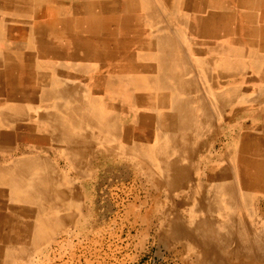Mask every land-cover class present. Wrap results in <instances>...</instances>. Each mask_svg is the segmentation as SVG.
Segmentation results:
<instances>
[{
    "label": "crops",
    "instance_id": "crops-1",
    "mask_svg": "<svg viewBox=\"0 0 264 264\" xmlns=\"http://www.w3.org/2000/svg\"><path fill=\"white\" fill-rule=\"evenodd\" d=\"M9 1L0 0V264L36 207L52 205L59 221L90 206L96 175L145 172L128 166L142 150L158 172L160 123L170 134L192 117L197 134L209 124L196 140L203 152L227 124L229 163L236 125L264 152V0Z\"/></svg>",
    "mask_w": 264,
    "mask_h": 264
},
{
    "label": "bare ground",
    "instance_id": "bare-ground-1",
    "mask_svg": "<svg viewBox=\"0 0 264 264\" xmlns=\"http://www.w3.org/2000/svg\"><path fill=\"white\" fill-rule=\"evenodd\" d=\"M9 2H11V1H9ZM15 3H17V2H15ZM29 5H31V4L29 3ZM14 13H16V12L14 11ZM243 92H245V91H243ZM237 93H240V92H237ZM177 94H178V92H177ZM179 95L182 96L180 94V92H179ZM237 95H239V97H240V94H237ZM184 96H188V95L184 94ZM261 96H260V98H261ZM217 97H219V96H217ZM256 98L257 97H255V100L258 99V98L257 99ZM184 99L186 100L187 98H184ZM236 99H238V98L236 97ZM262 99H263V97H262ZM219 101H221V100H219ZM230 101L232 102V100H230ZM258 101H260V100H258ZM211 102H212V100H211ZM171 103H173L172 98H171ZM217 103H219V102H217ZM237 103H240V100ZM174 106L176 107L177 105H174ZM188 106H189V108L186 109V107H188ZM218 106H219V104H218ZM182 107L183 108L185 107V112L187 110L189 111V109H190L189 102H188L187 106L183 105ZM182 107H181V109L183 110ZM222 107L220 108L221 110H222ZM225 107H223V108L225 109ZM168 110L162 111L164 113L163 117H164V115H165V117H169V111ZM227 111H229V110H227ZM185 112L183 110L181 114H184V115L187 114ZM200 113L201 112H199V114ZM203 113L204 112H202V114ZM214 114H216V113H214ZM188 115H190V114H188ZM224 115H225V113H224ZM209 117L211 118L210 115H209ZM186 118H187V115H185V119ZM192 118L195 119L194 117H192ZM188 119H190V116ZM193 119H192V121H193ZM211 119L209 121H212L214 118L212 120ZM178 120H179V118H178ZM192 121H190V120H188V122L186 121L187 124L181 123V124L173 125V127H172L173 134H172V131L170 134V132H169L170 127L169 126H163L162 127L161 123H160L161 132H160L159 127H158L159 132H157V133H159V135H158L157 139L159 138V140L157 141L155 139L156 140L155 144L157 145V147L153 151V153H154L155 157H160V158H162V160L165 159L166 164H161V165L159 164L158 172L151 173L152 168H150V170H149V167L145 163L146 160L153 158L150 151H145V150L140 151V153L143 157L142 161H140L138 163L128 162L129 163L128 166H132L138 171H143L145 169V172L138 173V174H142L145 176V179L143 181H145L147 179L146 182L152 183L153 184L152 187H154V185L156 188L161 186V188L164 189V192L166 190L168 196L173 194V192H175V191H182L183 193H185L183 195L181 193V195H182L181 198L176 196V197H178L177 199H179V202L176 204V207L178 209L176 210L177 214L174 216V218L165 217V213L168 216L174 214V213H172L171 210H165V212L163 213V218L161 219L160 232H159V233H163V235L161 237L164 240H167L168 243H172L171 240H174V239L176 240L174 243H177L180 246L181 252H182V253H180V254H182L181 264H264V152L262 153L261 149L258 146L260 143L259 140L255 139L254 141L253 140L251 141V139H249L250 138L249 135H251V134L249 133V135H248V133H246L245 128L243 126L236 125V126H238L239 136L236 138L237 140H235L233 138L235 140L234 144L236 146V151H235L236 154H235L234 160L232 161V159H231L233 157L232 156L230 158L232 163H229L230 162L229 160L228 161H222V162L218 160L219 162L216 161L215 163H212L211 164L212 167L210 166L211 169H209V173H210L209 183H207L208 181L202 182V180H200V178L198 176H199V174L203 173V171L201 170L202 169L201 165H203L204 156H202V155H204V153L201 154L202 150L200 149V143L197 142L200 140L199 137H201L202 133L201 134L195 133V127H194L195 125H193V127H192V124H190ZM195 121H196V119H195ZM202 121L200 120L201 123H202ZM226 122H227V120H226ZM195 123H193V124H195ZM211 125H212V123H210V126ZM207 126H206V124H204V134H202V135H204L205 139L207 136H209V132L211 131L210 128H208V131L209 130L210 131L209 132L207 131ZM226 126H227V124H226ZM59 127H60V124H59ZM261 127H262V125H261ZM65 129H63L62 131H64ZM213 129H214V126H213ZM225 131H226V129H225ZM255 131H257V130H255ZM262 131L264 132V130H262ZM56 132H58V130H56ZM207 132H208V134L206 135ZM51 133H52V131H51ZM202 140H203V138H202ZM211 142H212V140L209 139L208 144ZM216 144H218V143H216ZM263 144L264 143H262V145ZM228 146H230V145L228 144ZM204 147H205V142L203 145V149H204ZM125 151L130 152V150H125ZM225 159H226V157H225ZM143 167H145V168H143ZM233 170H234V172H233ZM194 174H196V180L193 179L194 176L192 177V175H194ZM200 176L202 177V175H200ZM56 177H58V176H56ZM204 177L205 176H203V178ZM56 179H59V178H56ZM51 180H53V179H51ZM51 184H53V183H51ZM150 185H149V187H150ZM30 186H31V184H30ZM47 186L51 187L50 185H47ZM55 186L56 185H54V188H55ZM71 189H69V193H70ZM75 189L76 188H74V190ZM191 189H194L196 191V196L194 198H192L188 194V193H190L189 191ZM237 189H238V191L236 192ZM45 190H44V193L43 192H41V193L46 195L48 190L46 191V193H45ZM60 191H61V189H60ZM148 191H152V188H151V190H148ZM155 191L156 190L154 189V192ZM67 192H68V190H67ZM75 192H78V191H75ZM154 192H152V193H154ZM71 193H73V192H71ZM48 194H50V192H48ZM253 194L255 196H253ZM38 195H40V193H38ZM61 195H62V193H61ZM190 195H191V193H190ZM66 196L69 197V195H66ZM149 196H151V195L149 194ZM36 197L39 198V196H36ZM59 197H60V195H59ZM49 198H51V196ZM49 198H48V201L50 202ZM134 199H136V196ZM171 199H172V197H171ZM24 200H23V202H24ZM51 200H53V199H51ZM54 200H55V198H54ZM58 200H61V199H58ZM63 200H64V198H63ZM172 200H174V198ZM26 201H27V199L25 200V202ZM35 201H37V200H35ZM58 203H59V205L62 204L61 202H58ZM59 205H58V208L56 207L57 209L60 208ZM46 207H47V205H46ZM36 208H37L36 209L37 213L35 212L36 213V220L23 223L22 232H24V237H22L21 235L17 236V238H19L21 241H19V239H17L16 242H13L12 248H11L12 253H11V255H8V254L6 255V262H4L3 264L12 263L13 257H14L13 255H17L18 258H25V254L27 253V251L30 248L28 246H22L19 249V247L21 246L22 243H24L25 245L26 244L30 245V246H34V245L38 246V243H40L42 241V239L45 238V239H47L46 241H48L49 240L48 237H50V235L52 233H54V232L58 233L61 226H64L66 224L68 225V223H70L72 219L77 218L76 217L77 212H75V214H73L71 216H68V215L64 214L63 212H61L60 216H59L60 220L59 221H52V218L54 216L52 215L51 212H49L50 209L53 208L52 205L50 206V209L48 211H46V208L43 207L42 205L40 207H36ZM62 208H60V209H62ZM135 208L137 209L138 207H135ZM128 211L131 212L132 209H130ZM130 212H128V213H130ZM147 213H149V212H147ZM83 214H86V213L83 212ZM131 214H132V212H131ZM134 214L135 215H133V216H135L136 219L138 220L139 215L141 213L137 215L134 212ZM150 218H151V215H150ZM73 223H71V224H73ZM167 231H168V234L166 235L165 233ZM49 232H50V234H49ZM27 241L28 242L31 241V242L27 243ZM1 243H4V242H1ZM42 245H43V243H42ZM8 246H6L5 248H7ZM167 246L171 250L174 247L173 244H169ZM188 256H190V257L194 256L195 260H193V261L190 260V258H188Z\"/></svg>",
    "mask_w": 264,
    "mask_h": 264
},
{
    "label": "rangeland",
    "instance_id": "rangeland-1",
    "mask_svg": "<svg viewBox=\"0 0 264 264\" xmlns=\"http://www.w3.org/2000/svg\"><path fill=\"white\" fill-rule=\"evenodd\" d=\"M252 1L256 7L263 2V0ZM244 3L245 0H234V5L237 8L244 7ZM240 11L242 10L240 9ZM220 131L221 142L208 144L205 141L207 149L204 147L201 169L203 173L198 176L202 182L208 181L207 183H209V169H211L212 163L227 161V158L223 157V154L231 149V142L227 140L229 137L227 126H221ZM238 136L239 131L236 126L235 138ZM235 151L236 146L233 151L236 154ZM233 160L234 158H232ZM113 166L114 164L109 163L108 169L115 168ZM125 171L124 173L120 171L104 172L96 175L92 189L88 191L91 196V205L86 208L77 207L75 220L68 225L61 226L58 233L54 232L48 237V241L44 238L38 243V246L28 245L30 249L25 254V258L13 255L12 264H181L182 254L180 253L182 252L180 246L174 243L176 240H171L172 243H168L161 237L163 233L159 232L163 213L165 210H171L174 214L168 216L165 213V217L174 218L178 209L176 204L179 199L177 198H181L185 193L175 191L174 195H170L174 200L167 199V192L166 190L164 192L161 186L156 188L154 185L152 187L153 184L146 182L147 179L143 181L144 175L132 174L127 169ZM203 176L205 177L203 178ZM192 177L196 180V174ZM151 188L152 191H148ZM193 190L189 191L191 195L188 193L192 198L196 196V191ZM135 196L136 199H134ZM253 196L255 195L253 194ZM130 209H132V214L128 211ZM81 210L86 214H83ZM134 212L137 215L141 213L138 220L133 216ZM165 234L167 235L168 231ZM169 244L174 245L172 250L167 246ZM188 258L192 261L195 260L194 256H188Z\"/></svg>",
    "mask_w": 264,
    "mask_h": 264
}]
</instances>
